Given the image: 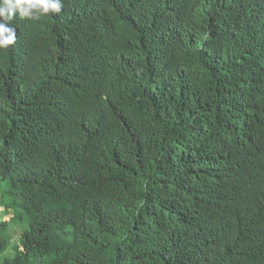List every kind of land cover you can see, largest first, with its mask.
Wrapping results in <instances>:
<instances>
[{
	"label": "trees",
	"instance_id": "trees-1",
	"mask_svg": "<svg viewBox=\"0 0 264 264\" xmlns=\"http://www.w3.org/2000/svg\"><path fill=\"white\" fill-rule=\"evenodd\" d=\"M61 3L0 50V264H264V0Z\"/></svg>",
	"mask_w": 264,
	"mask_h": 264
},
{
	"label": "clouds",
	"instance_id": "clouds-1",
	"mask_svg": "<svg viewBox=\"0 0 264 264\" xmlns=\"http://www.w3.org/2000/svg\"><path fill=\"white\" fill-rule=\"evenodd\" d=\"M61 8V0H0V50L16 42V31L10 26L15 17L40 21L60 13Z\"/></svg>",
	"mask_w": 264,
	"mask_h": 264
},
{
	"label": "rangeland",
	"instance_id": "rangeland-1",
	"mask_svg": "<svg viewBox=\"0 0 264 264\" xmlns=\"http://www.w3.org/2000/svg\"><path fill=\"white\" fill-rule=\"evenodd\" d=\"M4 208L0 207V219L2 217V215L4 214L3 212ZM11 215H7L4 216V220L8 221L10 219ZM21 231L22 229L20 228V226L12 224L11 228H10V233L12 236V240L10 241V245L8 246V248L6 249V251L0 255V263L6 259V258H12L15 255V246L16 244L19 243V238L21 235Z\"/></svg>",
	"mask_w": 264,
	"mask_h": 264
}]
</instances>
